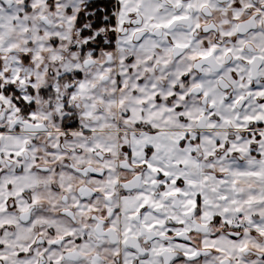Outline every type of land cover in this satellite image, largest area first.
<instances>
[{
  "label": "snow or ice",
  "instance_id": "snow-or-ice-1",
  "mask_svg": "<svg viewBox=\"0 0 264 264\" xmlns=\"http://www.w3.org/2000/svg\"><path fill=\"white\" fill-rule=\"evenodd\" d=\"M0 264H264V0H0Z\"/></svg>",
  "mask_w": 264,
  "mask_h": 264
}]
</instances>
